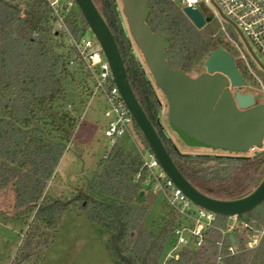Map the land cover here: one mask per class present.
<instances>
[{
	"label": "trees",
	"instance_id": "obj_1",
	"mask_svg": "<svg viewBox=\"0 0 264 264\" xmlns=\"http://www.w3.org/2000/svg\"><path fill=\"white\" fill-rule=\"evenodd\" d=\"M93 1L118 43L133 91L184 177L203 194L219 200L239 199L254 191L264 178V153L254 157L209 156L176 150L160 123L157 87L133 50L117 1ZM148 8L146 23L170 41L165 57L171 69L190 76L211 52L223 48L220 37H213L207 26L205 32L198 31L171 0H148ZM66 22L75 37H84L82 31L89 29L81 12L67 16ZM60 32L47 0H0V189L12 188L15 208L35 210L10 264H40L45 257L66 211V206L46 193L78 124L74 112L67 109L78 108L80 114L92 95L89 74L81 63L70 64L74 51ZM81 85L84 91L78 93ZM56 102L65 105V112H57H61L59 118L47 113ZM134 131L144 149L151 150L135 122ZM140 173L144 177L140 154L116 143L97 163L81 209L92 224L112 235L111 249L119 264H162L172 247L178 218L171 211L156 231L144 226L148 214L145 195H141L142 180L135 179ZM228 219L217 216L216 226L225 229ZM239 219L263 228L264 203ZM221 239V232L211 229L200 248L183 250L179 261L167 264H217ZM224 243H231L228 236ZM222 255L223 264H264V237L255 250L241 246L231 255L224 248Z\"/></svg>",
	"mask_w": 264,
	"mask_h": 264
},
{
	"label": "water",
	"instance_id": "obj_2",
	"mask_svg": "<svg viewBox=\"0 0 264 264\" xmlns=\"http://www.w3.org/2000/svg\"><path fill=\"white\" fill-rule=\"evenodd\" d=\"M73 1L101 46L115 85L134 122L176 186L196 206L224 218L242 216L263 204L264 178L245 197L219 200L203 194L184 177L133 91L118 43L96 4L93 0ZM121 2L129 34L156 87L167 99L168 124L178 138L194 148L234 153L261 149L264 145V104L258 103L253 93L244 94L239 90L232 93L231 89L248 86L234 57L223 48L216 49L205 61L206 71L197 77L171 69L165 57L170 41L155 34L146 23L150 15L148 0ZM182 13L199 30L212 21L204 18L196 8L185 7ZM247 47L264 69L250 46Z\"/></svg>",
	"mask_w": 264,
	"mask_h": 264
},
{
	"label": "rangeland",
	"instance_id": "obj_3",
	"mask_svg": "<svg viewBox=\"0 0 264 264\" xmlns=\"http://www.w3.org/2000/svg\"><path fill=\"white\" fill-rule=\"evenodd\" d=\"M116 1L122 11L123 6L121 0ZM66 2L67 0H59V5L61 6V10L63 12H66ZM79 12V8L75 6L70 9L67 15L79 14ZM123 18L127 26L126 18ZM78 24L81 28V19ZM224 25L229 37L236 41L245 51V44L238 30L229 23L225 22ZM56 29L59 28L56 26ZM207 29L213 37L221 38L223 48L232 54L235 62L240 64L242 75L249 80L250 85L249 88H242V91L253 93L257 102L264 104V69L261 68L250 53L245 51L249 64L262 82V85H260L258 81H256L248 73L245 64L239 58L237 51L234 47H232V44L228 42L219 21L217 19L212 20L210 24H208ZM197 30L205 32V28ZM82 32L84 37H92L90 29H85ZM60 33L61 34H59V36L62 40H65L66 45L69 47L68 35L64 32ZM133 46V50H136L141 63L145 66L150 77H152L146 67L145 60L135 43ZM253 51L264 67V57L255 48ZM205 59L191 71V77H197L206 71L204 66ZM83 91V85H81L78 89V93H82ZM156 92L162 102V117L160 122L167 131L166 133L170 138L171 143L178 152L189 155H240L242 157H253L256 152H260L264 149L263 145L261 149L251 150L245 154H234L223 150H211L187 146L169 127L166 98L157 88ZM91 97L92 95L88 99L80 114L78 113L79 109L77 106V109L74 107H68L67 109L74 112L72 116L74 118L76 116L78 124L75 128L73 140L68 145L60 165L57 168L56 175L49 183L46 193V196L52 198L53 201H58L66 206V211L54 231L51 244L40 264H119L116 261L111 249L112 235L108 233L105 228L92 224L81 209V200L86 192L88 181L96 169L97 163L106 154L110 146L109 140L106 139L104 135L105 127L108 124V119L105 117V111L109 108L108 103L104 94L101 92L97 93L92 98ZM58 105L60 109H58ZM47 110V113L55 114L56 117L59 118L61 116V112H65V105L61 104V102H56L53 103V105H50ZM59 110L62 111L57 114ZM136 139L137 142L142 144L140 137L137 136V134ZM120 144L126 149H132L134 147V145L126 137L121 139ZM142 189L145 195L144 205L147 207L148 211L144 226L151 231H156L158 225L160 224V220L163 219L167 212H171V209L162 195H153L147 188ZM13 196L11 187L0 189V264H10L12 262L23 241L28 225L33 220L35 215V210L30 208H15ZM231 223L232 220L228 219L227 225ZM262 229L261 233L256 232V240L262 239L261 237L262 234H264V227ZM257 242L259 245L260 242ZM172 245L173 242L171 243V246Z\"/></svg>",
	"mask_w": 264,
	"mask_h": 264
},
{
	"label": "built area",
	"instance_id": "obj_4",
	"mask_svg": "<svg viewBox=\"0 0 264 264\" xmlns=\"http://www.w3.org/2000/svg\"><path fill=\"white\" fill-rule=\"evenodd\" d=\"M47 1L56 18V26L59 28L57 30L68 35L69 46L74 51V57L70 64L81 63L84 66L93 82L92 97L101 92L108 103L109 108L105 111L108 124L105 127L104 135L109 140L110 146L104 157L122 138H128L143 160L145 175L144 177L141 173L136 175V181L142 180V188H147L151 194L162 195L171 211L178 218L172 234L173 245L162 264H167L171 260L179 261L183 250L196 251L203 245L206 232L211 229L219 230L222 235L221 241L217 243V264H223L224 256L222 255V250L224 248H227L231 255L238 253L241 246L245 250L257 249L264 234H262V239L260 240L255 239V236H257L255 234L256 232L261 233L262 228H259L254 222L240 220L239 217L229 218L232 223L227 225L225 229L218 228L216 226L217 215L196 206L168 177L152 150H145L143 145L137 142L136 132L134 131V119L115 85L110 65L98 41L93 35L91 38L75 37L70 32L66 18L70 9L76 6L75 2L67 0L65 5L66 12H63L59 5V0ZM171 1L178 4L181 9L185 7L196 8L201 11L204 18L217 19L228 42L237 51L248 73L262 85L261 80L249 64L245 51L250 53L247 47L249 45L252 51L255 48L264 57V0ZM225 22L233 25L242 36L243 41H246H244L245 51L236 41L229 37L224 25ZM226 236L231 241L227 246L224 243ZM257 241L260 242L259 245Z\"/></svg>",
	"mask_w": 264,
	"mask_h": 264
},
{
	"label": "flooded vegetation",
	"instance_id": "obj_5",
	"mask_svg": "<svg viewBox=\"0 0 264 264\" xmlns=\"http://www.w3.org/2000/svg\"><path fill=\"white\" fill-rule=\"evenodd\" d=\"M208 26V25H207ZM247 82V81H246ZM248 83V86L247 87H243V88H249L250 87V85H249V82H247ZM237 90H239V91H241L242 93H244V94H248V93H251V92H243L242 91V88H240V89H231V91H232V93L234 94ZM160 100V99H159ZM166 101H167V99H166ZM160 105L162 106V102H161V100H160ZM167 106H168V102H167ZM162 117V116H161ZM161 120V119H160ZM161 123V122H160ZM162 124V123H161ZM225 152H228V151H225ZM230 153H234V152H230ZM257 153H258V155H257ZM264 153V149L262 150V151H260V152H256L255 154H254V156H259V155H261V154H263ZM234 154H245V153H234ZM230 156V155H229ZM237 156H240V155H237ZM253 156V157H254ZM247 157V156H246Z\"/></svg>",
	"mask_w": 264,
	"mask_h": 264
}]
</instances>
